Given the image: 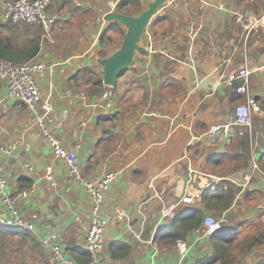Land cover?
<instances>
[{
	"label": "crops",
	"instance_id": "obj_1",
	"mask_svg": "<svg viewBox=\"0 0 264 264\" xmlns=\"http://www.w3.org/2000/svg\"><path fill=\"white\" fill-rule=\"evenodd\" d=\"M69 1L74 0H59L49 11L61 23L60 31L52 35L54 43L42 41L43 32L40 33L37 58L47 65L59 66L46 70L39 89L51 107L45 126L64 146L77 151L83 177L97 179L108 171L119 172L106 193L104 209L113 215L106 247L97 256V264H150L151 248L134 240L131 232L140 227L137 208L143 203L140 209L147 216L143 235L148 238L162 202L171 204L181 197L175 186H184L188 165L195 172L187 192L197 200L181 203L178 214H185L193 204L200 203L199 192L207 188L203 175H211L222 178L221 183L230 180L233 188H241L233 209L224 211L227 224L243 221L242 229L248 234L258 226L264 228V176L255 172L247 181L246 168L223 177L215 173V167V172L208 171L205 164L212 151L220 154L218 162L223 160V169L230 168L226 155L231 145L210 146L208 129L212 124L225 123L237 106L246 105L247 96L244 103L242 97H233L238 92L233 83L225 81L226 74L236 73L245 61L252 69L250 98L259 106V112H252L251 129L246 128L254 131L250 145L258 159L264 152V35L249 42L250 35L245 39L241 26L234 20L237 11L261 15L264 8L255 0H243L241 4L236 0H168L159 11L167 18L157 19L143 34L142 43L149 49V56H137L134 66L117 78L115 106L107 111L103 110L101 98L106 89L97 96L88 95L86 86L81 85L80 72L90 68L101 72L97 59L102 57L98 39L107 24L103 15L116 10L119 0H79L80 6ZM141 1L145 8L148 0ZM60 2L64 5L59 8ZM82 9L87 12L83 16L79 14ZM70 27L77 30L76 38L71 44H62ZM31 29L33 33L39 32ZM61 47L64 53H60ZM142 77L145 83L139 81ZM4 92L5 87L0 84V143L16 145L14 157H1L8 175V190L21 188V178L33 180L31 192L22 202V213L30 216L35 212L36 233L56 234L68 255L72 242L81 247L80 232L89 224L91 202L70 177L66 164L52 158L49 144L35 126L37 112H42L44 106L32 112L20 101L3 99ZM158 95H162L160 103ZM230 132L231 135L233 127ZM25 163L30 164L33 175L23 168ZM48 168L56 189L41 178ZM253 178L256 180L252 181ZM245 188L251 192L246 198L242 193ZM118 210L128 214L130 220L119 218ZM196 231L182 240L187 246L184 256L178 241L172 247L157 242L156 260L160 264H194L211 255L209 238H199ZM114 241L130 245L128 257L111 256L109 244ZM237 264H264V242L254 246Z\"/></svg>",
	"mask_w": 264,
	"mask_h": 264
},
{
	"label": "built area",
	"instance_id": "obj_2",
	"mask_svg": "<svg viewBox=\"0 0 264 264\" xmlns=\"http://www.w3.org/2000/svg\"><path fill=\"white\" fill-rule=\"evenodd\" d=\"M77 5L79 0H74ZM51 0H0V18L3 21L11 22L14 25H31L42 29V39L54 43V31H60L61 23H57L56 16L49 12ZM235 21L241 26L245 39H248L252 32L264 28V14L255 15L251 13L235 12ZM37 54L34 58L23 63H13L7 60L0 59V84L5 87L3 99L17 100L23 103L29 110L36 111L39 106H44L42 112H37L35 126L41 133L51 148L52 158L60 160L66 164L70 177L76 181L80 187L85 191V196L91 202L89 210V224L82 228L80 232L81 247L86 249L90 255V262L87 264H97V256L106 247V233L108 230L110 219L113 213H108L104 209V202L106 193L111 184L118 177V171L105 172L97 179H86L82 175V168L80 166V157L76 150L70 149L57 138L54 134L49 132L45 126V120L51 111L48 100H43L41 91L39 89L40 79L45 75L46 70H52L53 67L59 66V63L47 65L39 60ZM252 69L245 61L244 66L238 69L236 73H227L226 82L232 84L238 81L239 85L236 87L238 93L247 96L246 105H239L234 112L229 115L225 123H215L210 125L208 129V144L230 146L233 139L230 135L232 126L240 125L251 129L252 127V112H259V106L250 98L249 76ZM104 101L103 110L109 111L115 101L113 94L108 88L102 93ZM16 145L14 143H0V225L3 227L20 226L33 233L37 241L48 251L50 256V263L52 264H77L71 257H69L62 249L59 242V237L56 234L42 236L36 233L34 221L38 219L34 212L30 216H25L22 213V202L29 196L31 192L29 188H17L14 191L8 190V175L5 171L4 165L1 162V157L12 158L15 155ZM29 175H33V170L30 164H23ZM51 168H48L41 177L48 185L55 188V181L51 175ZM195 170L191 165L187 166V177L184 181V186H175V190L181 193V197L171 204L162 202L159 217L156 220L148 238H144L145 225L147 223V216L140 209L143 203H140L136 214L140 219V227L132 229L134 240L143 242L151 248L150 264H160L156 257L159 250L157 248V241L155 234L157 227L175 217L178 214L177 209L181 203L190 204L194 199L188 194L189 185L191 184V175ZM259 173L264 176L258 164V154L251 149L249 168L246 171V180L248 181L253 173ZM206 180V186L214 187L220 184L222 178L211 175H203ZM244 187V186H243ZM202 191L199 192V195ZM157 196V195H156ZM117 216L130 220L128 214L123 210H118ZM228 222L227 212H223L221 216L207 214L202 223V227L196 232L199 233V238L210 236L215 231L219 230L223 224ZM178 241V242H177ZM177 245L180 251L184 254L187 252V246L182 240H177ZM179 264V263H178Z\"/></svg>",
	"mask_w": 264,
	"mask_h": 264
},
{
	"label": "trees",
	"instance_id": "obj_3",
	"mask_svg": "<svg viewBox=\"0 0 264 264\" xmlns=\"http://www.w3.org/2000/svg\"><path fill=\"white\" fill-rule=\"evenodd\" d=\"M53 1V3H52ZM50 5L56 4L59 0H52ZM243 0H236L238 4H241ZM259 7L264 8L262 0H255ZM64 5L63 2L59 3V8ZM51 6L49 7V9ZM58 8V7H57ZM73 10L76 7H71ZM254 6H251L253 9ZM143 9V3L141 0H120L116 5V10L125 15H136ZM249 9V8H248ZM72 10V12H74ZM238 12V11H237ZM243 12V11H242ZM245 12V11H244ZM87 13L83 9L79 11L81 16ZM167 16L159 12L151 21V24L156 22L157 19H166ZM169 19V18H168ZM167 19V20H168ZM235 20V19H234ZM153 26V25H152ZM167 25H165L164 29ZM32 26L14 25L11 22L3 21L0 18V59L7 60L13 63H23L34 58L38 54L40 46V34L39 32L33 33ZM110 31L121 35L118 45L125 34V28L119 22H107L106 27L100 34L99 45L102 47L99 56L105 57L111 54L117 49L116 46H109L110 37L104 38L106 33ZM264 35V29H259L250 34V41L254 39L260 40ZM97 67L101 68L100 65ZM130 69L120 73L121 77L124 73ZM81 85H85V92L90 96H97L105 89L109 88L112 94L115 93L116 84L114 87L105 86L102 83V72L96 74L94 70L85 69L80 72ZM140 82L145 83V77L139 79ZM239 85L238 81L233 82V88ZM250 87V83H249ZM115 89V90H114ZM233 97H242L241 102H245V94H234ZM158 102L162 100V95H158ZM241 103V104H242ZM231 137L233 143L229 147L230 152L226 155L228 157L227 162L230 164V168L227 169L221 162V156L210 151L205 164L207 170L215 172L212 167L217 168L215 172L219 176H228L229 172L233 170H245L249 168L251 143L254 140V131L249 132L245 126L234 125ZM194 160V157H191ZM258 164L261 171L264 173V152L260 153ZM253 178L252 181H255ZM21 188H30L33 180L30 178H21L18 180ZM241 188H233L232 182L226 180L214 187H207L201 194L200 203L193 204L192 207L185 214L179 213L174 218L168 220L164 226L159 229L155 234V239L160 246L172 247L177 240H185L187 234L192 231L198 230L202 227L203 219L206 212H212L215 217H219L222 213L229 208L233 209V203L235 196ZM242 193H245V198L251 195L250 189L245 188ZM239 198V196H238ZM238 198L236 200H238ZM245 200V199H244ZM238 202V201H237ZM233 206V207H232ZM264 223V218L261 219ZM244 222L239 221L233 224H223L221 228L210 236V245L212 248V254L203 258L197 259L194 264H237L245 258V256L256 245H261L264 242V228L259 227L252 231L251 234L245 233L242 229ZM0 228L9 229V233H5L0 230V264H31L35 262H43V264H51L49 258L46 255V249L37 241L36 237L27 229L20 226L3 227ZM68 250V256L71 257L77 264H87L90 262V253L78 246L75 243H71ZM109 252L114 259L126 258L131 252L130 245L123 243L122 241H114L109 244Z\"/></svg>",
	"mask_w": 264,
	"mask_h": 264
},
{
	"label": "water",
	"instance_id": "obj_4",
	"mask_svg": "<svg viewBox=\"0 0 264 264\" xmlns=\"http://www.w3.org/2000/svg\"><path fill=\"white\" fill-rule=\"evenodd\" d=\"M168 0H148L145 8L136 15H125L111 10L103 15L105 22H119L125 28L120 46L111 54L97 59L101 66L102 83L114 87L120 73L135 64L137 56L148 57L149 49L142 43L143 34Z\"/></svg>",
	"mask_w": 264,
	"mask_h": 264
},
{
	"label": "rangeland",
	"instance_id": "obj_5",
	"mask_svg": "<svg viewBox=\"0 0 264 264\" xmlns=\"http://www.w3.org/2000/svg\"><path fill=\"white\" fill-rule=\"evenodd\" d=\"M69 2H73V3H75L74 1H69ZM76 4V3H75ZM80 6V5H79ZM54 9V5H52L51 6V8L49 9V11L50 10H53ZM106 23V22H105ZM151 25V24H150ZM149 25V26H150ZM81 26V25H80ZM152 26V25H151ZM30 27H31V25H30ZM32 27H34V28H36L35 26H32ZM105 27V26H104ZM104 27H102V31H103V28ZM74 28L75 27H70L69 29L71 30L67 35H65V36H63L62 37V44H64V43H73L74 41H73V38H76V32H77V30H74ZM38 30H39V34L41 33V31H42V29L41 28H37ZM107 37H110V43H109V46H116V45H118V42H119V38L121 37V35L120 34H117V33H114V32H112V31H110L109 33H106L105 35H104V38L106 39ZM42 39V38H41ZM42 41H44V39H42ZM100 41V36H99V39H98V42ZM48 47V46H47ZM62 48V47H61ZM64 49L62 48L61 50H60V53H64ZM97 65V64H96ZM90 70H94V69H92V68H90ZM95 72H96V74H98L97 73V70H94ZM108 90H109V88H108ZM114 108V105H113V107L110 109V110H112ZM109 110V111H110ZM79 188H80V186H79ZM0 230H2L3 232H5V233H9V229H4V228H0ZM47 253H46V255H47V257L49 258V262H50V256H49V253H48V251H46ZM31 264H43V262H35V263H31ZM52 264V263H51Z\"/></svg>",
	"mask_w": 264,
	"mask_h": 264
},
{
	"label": "clouds",
	"instance_id": "obj_6",
	"mask_svg": "<svg viewBox=\"0 0 264 264\" xmlns=\"http://www.w3.org/2000/svg\"><path fill=\"white\" fill-rule=\"evenodd\" d=\"M52 1V0H51ZM120 1V0H119Z\"/></svg>",
	"mask_w": 264,
	"mask_h": 264
},
{
	"label": "bare ground",
	"instance_id": "obj_7",
	"mask_svg": "<svg viewBox=\"0 0 264 264\" xmlns=\"http://www.w3.org/2000/svg\"><path fill=\"white\" fill-rule=\"evenodd\" d=\"M25 229V228H24Z\"/></svg>",
	"mask_w": 264,
	"mask_h": 264
}]
</instances>
